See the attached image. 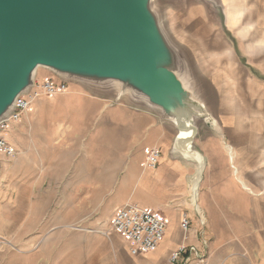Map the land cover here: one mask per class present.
Segmentation results:
<instances>
[{
	"label": "crops",
	"instance_id": "1",
	"mask_svg": "<svg viewBox=\"0 0 264 264\" xmlns=\"http://www.w3.org/2000/svg\"><path fill=\"white\" fill-rule=\"evenodd\" d=\"M223 2L234 12L228 22L245 17L243 7L264 16L261 0ZM256 72L212 79L220 132L202 127L195 141L205 162L202 184L200 176L193 181L197 165L171 158L176 132L152 113L125 101L114 105L77 83L54 98L32 99L31 111L4 132L16 155L0 158V197L14 211L0 216V225L14 224L23 246L72 222L89 225L94 205L111 198L117 203L110 214L136 204L168 220L156 251L136 258L127 252L111 264H168L182 245L203 253L202 264H264V73ZM52 75L40 68L36 79ZM148 148L162 152L157 168L132 167H140ZM199 263L192 256L190 264Z\"/></svg>",
	"mask_w": 264,
	"mask_h": 264
},
{
	"label": "water",
	"instance_id": "2",
	"mask_svg": "<svg viewBox=\"0 0 264 264\" xmlns=\"http://www.w3.org/2000/svg\"><path fill=\"white\" fill-rule=\"evenodd\" d=\"M154 1L0 0V130L46 69L170 124L171 158L197 165L201 180L205 162L195 141L202 127L219 133V121L199 99L189 60L163 29Z\"/></svg>",
	"mask_w": 264,
	"mask_h": 264
},
{
	"label": "rangeland",
	"instance_id": "3",
	"mask_svg": "<svg viewBox=\"0 0 264 264\" xmlns=\"http://www.w3.org/2000/svg\"><path fill=\"white\" fill-rule=\"evenodd\" d=\"M154 8L172 44L189 60L195 88L201 90L199 99L208 102L211 111L218 106L212 79L250 76L257 69L264 73V16H255L254 6L249 11L243 7L247 15L236 16L238 19L230 22L228 14L234 17V12H227L223 0H155ZM132 167L141 170L138 162ZM76 190L66 189L65 193L74 195ZM116 203L104 198V202L94 205L89 225L72 222L74 225L27 240L23 246L18 244L14 224L0 225V264H111V258L127 252L132 258L142 257L131 255L123 238L109 227L115 213L108 211ZM6 207L8 202L0 197V216L13 215L14 209Z\"/></svg>",
	"mask_w": 264,
	"mask_h": 264
},
{
	"label": "built area",
	"instance_id": "4",
	"mask_svg": "<svg viewBox=\"0 0 264 264\" xmlns=\"http://www.w3.org/2000/svg\"><path fill=\"white\" fill-rule=\"evenodd\" d=\"M40 89V92L37 91ZM69 84L60 78L48 76L41 83L36 82L35 88L29 95H25L16 103V112L6 122L2 123L0 130V158L7 156L15 157L16 151L4 136V132L9 129L12 122L20 123L26 112L32 109V99L40 98L44 95L54 98L58 94L66 93ZM146 159L140 164L143 169H156L162 158V152L158 149H145ZM110 220L109 227L114 234L121 236L128 246L131 255H147L156 251L163 243L167 231V218L158 211L145 209L136 204H127L114 212ZM201 232L205 236L206 222L199 218ZM182 226L186 231L190 229V220L186 218ZM192 256L198 257L200 263L206 260V256L200 253L195 247L182 245L171 254L168 264H190Z\"/></svg>",
	"mask_w": 264,
	"mask_h": 264
},
{
	"label": "bare ground",
	"instance_id": "5",
	"mask_svg": "<svg viewBox=\"0 0 264 264\" xmlns=\"http://www.w3.org/2000/svg\"><path fill=\"white\" fill-rule=\"evenodd\" d=\"M195 201V200H194Z\"/></svg>",
	"mask_w": 264,
	"mask_h": 264
}]
</instances>
